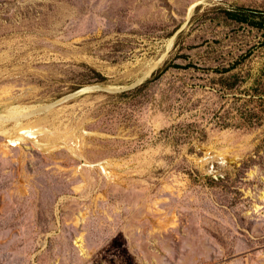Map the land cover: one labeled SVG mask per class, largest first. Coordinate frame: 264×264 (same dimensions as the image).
Here are the masks:
<instances>
[{"label": "rangeland", "instance_id": "374dc122", "mask_svg": "<svg viewBox=\"0 0 264 264\" xmlns=\"http://www.w3.org/2000/svg\"><path fill=\"white\" fill-rule=\"evenodd\" d=\"M0 120V264H264V0H0Z\"/></svg>", "mask_w": 264, "mask_h": 264}, {"label": "trees", "instance_id": "16d2710c", "mask_svg": "<svg viewBox=\"0 0 264 264\" xmlns=\"http://www.w3.org/2000/svg\"><path fill=\"white\" fill-rule=\"evenodd\" d=\"M227 16L230 18V19H233V20H236L238 22H248L246 18L242 17L241 15H239L238 13H235V12H228L227 13ZM254 26H260L258 23H254ZM167 68H165L163 70V72L166 70Z\"/></svg>", "mask_w": 264, "mask_h": 264}, {"label": "bare ground", "instance_id": "6f19581e", "mask_svg": "<svg viewBox=\"0 0 264 264\" xmlns=\"http://www.w3.org/2000/svg\"><path fill=\"white\" fill-rule=\"evenodd\" d=\"M7 106V105H6ZM1 121V120H0ZM3 121V120H2ZM7 121V120H6ZM26 133H28V130L27 131H25ZM24 133V132H23Z\"/></svg>", "mask_w": 264, "mask_h": 264}, {"label": "water", "instance_id": "95a60500", "mask_svg": "<svg viewBox=\"0 0 264 264\" xmlns=\"http://www.w3.org/2000/svg\"><path fill=\"white\" fill-rule=\"evenodd\" d=\"M75 95V94H74ZM74 95H72V96H74Z\"/></svg>", "mask_w": 264, "mask_h": 264}]
</instances>
